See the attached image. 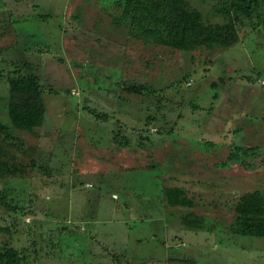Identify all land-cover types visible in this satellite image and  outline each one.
<instances>
[{
  "label": "rangeland",
  "instance_id": "rangeland-1",
  "mask_svg": "<svg viewBox=\"0 0 264 264\" xmlns=\"http://www.w3.org/2000/svg\"><path fill=\"white\" fill-rule=\"evenodd\" d=\"M120 1L0 0V77L29 63L46 110L2 142L30 171L0 181V245L23 264H264V237L230 231L238 198L264 187L263 22L243 20L227 49L174 50L113 25ZM224 1L186 0L207 23ZM6 99L0 78L3 122ZM76 168L110 173L66 178ZM175 186L191 207L167 205Z\"/></svg>",
  "mask_w": 264,
  "mask_h": 264
},
{
  "label": "trees",
  "instance_id": "trees-1",
  "mask_svg": "<svg viewBox=\"0 0 264 264\" xmlns=\"http://www.w3.org/2000/svg\"><path fill=\"white\" fill-rule=\"evenodd\" d=\"M116 5L119 14L112 19L113 25L126 27L132 38L174 50L227 49L238 41V25L252 17L260 19L264 29V9L259 12L262 0H225L216 9L224 17L222 23L203 21L199 11L189 8L186 0H123ZM0 78L7 87L6 122L0 120L1 181L9 176L25 177L30 171L27 165L4 157L2 142L8 144L15 139L12 130L24 132L42 126L46 110L39 78L29 63L15 64L9 74ZM124 90L143 93L142 85L136 84L125 85ZM34 160H30L32 167ZM37 166L44 170L42 165ZM163 194L171 207L192 206V199L181 187L167 188ZM234 213L231 233L264 237V187L243 193L234 206ZM182 223L198 228L200 219L186 215ZM4 230L0 227V231ZM0 264H23V257L16 248L5 243L0 245Z\"/></svg>",
  "mask_w": 264,
  "mask_h": 264
},
{
  "label": "crops",
  "instance_id": "crops-1",
  "mask_svg": "<svg viewBox=\"0 0 264 264\" xmlns=\"http://www.w3.org/2000/svg\"><path fill=\"white\" fill-rule=\"evenodd\" d=\"M194 107H197L196 105H193ZM209 110H211L210 108H209ZM228 118H230V117H228ZM231 119V118H230ZM229 119V120H230ZM194 120V119H193ZM189 121H192V120H189ZM227 123V122H226ZM192 125H194V121L192 122ZM251 127H250V125H249V127H248V129H250ZM122 137H125V136H123L122 135ZM154 140V139H153ZM157 141V140H156ZM165 141H166V139H165V137H163V139H162V142H163V144H162V147L163 146H165L164 145V143H165ZM169 141V140H168ZM127 142V141H126ZM158 142V141H157ZM195 142H196V140H195ZM130 145V144H129ZM152 150H150V151H154V148H151ZM116 154H118V158L119 157H121V158H119V162L123 159V158H126L125 156L127 155V154H132V156L133 157H135L136 158V155H135V153H127V152H125V148H123V150L121 149V148H119V150L118 151H116L115 152ZM120 154H124V155H120ZM110 162H113V161H110ZM88 163H90L89 161H88ZM89 165V164H88ZM136 166H137V164H136ZM95 168H97V167H95ZM107 168H110V165H108V167ZM106 168V169H107ZM114 168H115V166H114ZM129 168H131V169H133V168H135V166L134 167H132V166H130ZM124 169H125V167H124ZM85 170V169H84ZM104 170V169H103ZM114 170H116V169H114ZM109 171V170H108ZM110 173V172H109ZM108 173V174H109ZM107 174V175H108ZM81 175H92V176H94L93 177V179H96V180H98V182L99 181H101V182H104L106 179H107V175H106V177H105V180L104 181H102V180H100V171L99 170H97V169H93V170H85V172L84 173H81L79 170H78V168H76V169H71V171H69V173L67 174V176H66V178H69L70 179V177H72V176H75V177H80ZM117 175H118V173H115V179L117 180ZM65 176V175H64ZM63 176V177H64ZM86 179V178H85ZM85 179H82L81 181L79 180V179H77V184L78 183H80V184H82V183H84L83 185H84V187H87L86 185H88L89 183H87V182H83ZM71 184V185H70ZM68 185H70V186H68V192H70V190H69V188L70 187H73V190L75 189V187H76V184H75V182H72L71 180H70V182L68 183ZM122 189H123V193H126L127 195L128 194H130V188H128V187H124V186H122ZM72 190V191H73ZM161 189L159 190V196L161 195ZM87 193H86V195L87 196H90L89 197V201H91L92 200V198L91 197H93V195H97L98 193H96L95 191L94 192H89V191H86ZM84 194V193H83ZM85 195V194H84ZM83 195V196H84ZM113 195V194H112ZM126 197V196H125ZM161 197V196H160ZM127 198V197H126ZM111 200H113L112 198H111ZM114 201V200H113ZM91 203V202H90Z\"/></svg>",
  "mask_w": 264,
  "mask_h": 264
}]
</instances>
